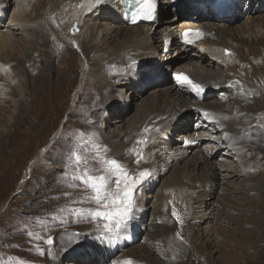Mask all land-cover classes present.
I'll use <instances>...</instances> for the list:
<instances>
[{
	"label": "rangeland",
	"instance_id": "rangeland-1",
	"mask_svg": "<svg viewBox=\"0 0 264 264\" xmlns=\"http://www.w3.org/2000/svg\"><path fill=\"white\" fill-rule=\"evenodd\" d=\"M232 1L235 7L234 14L219 20L216 16L215 22L221 28L227 27L234 35L244 38L245 43H250L254 48L259 46L264 42V28H260L264 26V0ZM57 3L58 0H51L45 8L44 2L41 5H36L38 8L37 19L42 17V13L39 16L42 10L47 14L49 9L56 6ZM186 3L192 5L187 1ZM8 5L9 3L5 4L3 17L0 18V22L2 21L0 35L9 30L8 21L17 6L13 3L9 8H6ZM170 5L172 7L164 15L162 29L160 28L166 34L158 33L159 30H157L158 34L153 35V39L148 42V53L152 52L149 55L150 59L142 62L146 63L152 60L159 63L152 64L150 67L152 69L145 73H143L145 70L139 71L137 79H129V84L137 80L132 86L125 85L126 83L122 85L121 81L117 80L118 77L113 76L114 73L99 70L97 67H102L101 63L98 64L101 62L98 61L99 57L107 56V50H110L109 52L115 50L117 48L115 47L116 41L128 40L127 38L131 37L136 30L129 29L127 33L126 30L139 24L130 26L124 21L123 24L118 25L108 17H101L99 19L101 26L97 28L95 35H91L90 31V35L85 34L78 37L84 33L86 28L76 26L78 34L75 35L77 37L75 39L71 36V31L68 30L73 24L70 26L68 24L69 21L75 22L77 18L65 13L64 9L58 8L52 17L57 18L59 15L57 19L65 18L61 24V28H64L65 32L60 33L53 27H51L53 32L46 30L49 42V44L46 43L47 46H44L42 39H33L30 35L31 30L29 34L18 30L15 35L17 45L0 51V84L6 87L0 93V179L3 173L7 176L8 182L11 179L9 188L5 187L6 184L0 187V264H17V258L25 264H47L49 259V264H53L55 258L59 264H97V262L98 264H111L114 262V258H117L118 245L116 244L108 247L110 256L106 254L105 260L102 258V254H99L101 248L93 252V249H89V245L82 247L76 245L67 251L66 255L62 253L68 246L76 244L80 239L81 235H78L77 232L95 227L102 229L103 225L99 223L100 220L77 219L68 211L71 208L93 206L89 203H73L85 193L78 192L80 189L74 190L66 187L63 175L68 171L65 160L70 150L77 143L84 144L89 140L95 144L106 146L109 149L106 155L121 161L127 167L130 166L129 169L133 171H136L135 168L137 171L148 169L152 173L136 193V206L132 218L128 221L135 228L133 243L136 244L125 251V257L149 251L148 254H153L156 264H208L210 257L215 260L213 262L215 264H264V142L243 150L240 153L242 158L238 159L237 154H233L230 147H220L219 142L208 139L210 135L218 137V135L224 136V133L222 131L213 133L208 130L207 126L201 127L202 124H206V117L202 119V111L193 110L196 103L194 97L189 94L186 96L187 104L174 102L172 105V111L175 112L173 113L174 119H177L176 125H169V123L164 125L165 122L161 123L162 119H160V123L158 121L150 123L151 129L158 127L156 128L158 131L154 130L153 140L155 142L157 139L154 155L159 157L158 160L161 159L160 162L152 156V152L149 150L150 157H146L147 161L143 164L142 161L140 164H136L132 154L126 151V142L122 136L133 130L137 115L142 111L146 113L148 105L152 102L156 103L162 90L168 89L174 84L172 73L177 70H185L189 75L190 73L193 75L196 70L193 64H190L193 58L178 59L180 53L177 52L176 46H171L167 52L162 51L164 35H169L174 31L179 33V22L184 20L175 18V13L182 15V12L178 10L179 7H176L179 5L178 2ZM70 6L68 8H71ZM30 7L28 4L26 14L27 18L32 21ZM195 8L198 9L196 12L203 17L200 20H205L207 14L211 13L209 8L210 10H207V14L204 16L201 12L203 7L196 5ZM56 13L58 15H55ZM184 15H190V13ZM68 16L70 17L68 18ZM41 20V25H45V21ZM31 25L33 29L36 27L35 23ZM107 26L115 28L119 26L124 29V32H121V35H115L118 29L111 28L109 35H106L107 40H104L102 32ZM129 33L131 35H126ZM97 44L99 45L98 50L96 53H88L91 60H87L88 56L84 54L87 52L85 48L92 45L95 47ZM50 46L55 48L58 54L53 58L55 61L54 82L60 76L62 89L67 90L68 93L65 99L66 112L60 117L44 119L45 124L39 127L42 122L39 121L41 118L38 119L37 116L32 115V108L28 107V111L24 114L31 115L29 120L34 126L28 129L30 126L27 123L23 127L20 126L18 130L17 125L21 120V115L17 116V102L19 99L23 100L29 96L27 105H30L29 101H32L36 94V92L33 93L34 96H31L32 99L30 98V87L40 82L32 75L37 73L35 64L43 66L41 67V71H43H40L44 76L42 79L46 78L50 85L53 82L51 80L53 75L49 69L47 71L44 55V50L49 49ZM30 49L36 54L39 53L40 56L37 55L38 61L33 66L24 65L23 73L20 67L27 58ZM225 50L224 56H228ZM207 56L211 57L209 54ZM259 60L257 59V62ZM229 62L233 63V60ZM262 64L259 63L255 67H260ZM95 70L98 75L93 72ZM195 72L200 75L199 70ZM257 72L260 74H256L255 82L258 81L256 84L259 83L262 91L260 94L263 93L260 95V99L263 97L264 100V74L260 70ZM91 74H94L95 78L88 76ZM200 76L203 78L202 75ZM84 77L86 78L83 84ZM240 81L243 82L240 84L243 86L244 94L242 95L240 92L239 95L243 100L249 99L254 94V89L247 90L245 88L244 77H241ZM21 85L23 92L18 90V86ZM219 94L222 96V92ZM173 97L176 95L173 94ZM233 97L234 95H231V100L225 102V110L228 113L231 112L230 107L234 106ZM204 98L200 102L206 104L205 111H224L220 106L224 102L217 95L210 94ZM253 104L255 111H251V116L255 117L258 104L264 106V101ZM242 108H245L249 115L251 114L248 105L243 104ZM262 115L264 117V111ZM207 125H209L208 122ZM210 125L215 127L213 124ZM256 125V129L253 130L264 134V122H260V124L257 122ZM96 126L101 128L102 136L94 131ZM15 129L19 132L15 133ZM230 132L233 135L236 133L234 130ZM117 134L120 135L119 140L114 142L111 138ZM7 135L9 138L3 142V137ZM141 140H145L146 143L143 144L147 146L153 142L149 134L142 135ZM236 140L239 138H235V142ZM190 141L191 143H189ZM171 153L177 154L179 158L171 160ZM151 159H155V161L150 162ZM89 164L93 168H99V164L92 160H89ZM174 178L178 180L177 185L173 184ZM66 192H71V195L65 196ZM173 208L180 220L183 221L182 224L178 223L176 217L172 215ZM61 209H65V211L61 212ZM62 221L64 222L62 223ZM190 226L197 227L201 234L203 240L201 250L204 251L203 254L201 253V257L199 258L198 254H196L197 259L191 256L193 250L195 253H200V251L194 249L196 235L191 234L190 231L185 233L187 239L183 238L178 242L172 253L173 259L170 254L163 255L164 241L168 239L177 241L176 233L179 232L182 235ZM216 226L232 228L235 232L241 231L244 235V249L240 251L239 247H236L239 240L238 235H235L234 241L231 242V236H220L215 232L214 242L209 243V236L206 233L210 229L211 232H214ZM29 231L34 235L39 234L42 239L36 240L30 237L27 234ZM225 231L227 232V229ZM85 233H92V231L87 230ZM189 234L191 235L189 236ZM48 238L53 239L51 245L46 242ZM182 240L189 242L190 245ZM37 246L43 250V255L37 250ZM222 250L225 251L221 253ZM87 252L93 254V262L87 260Z\"/></svg>",
	"mask_w": 264,
	"mask_h": 264
},
{
	"label": "bare ground",
	"instance_id": "bare-ground-1",
	"mask_svg": "<svg viewBox=\"0 0 264 264\" xmlns=\"http://www.w3.org/2000/svg\"><path fill=\"white\" fill-rule=\"evenodd\" d=\"M0 1H1V3H0V18L3 17L2 13L4 12L3 8L5 7V4L9 3V5L6 6V8H9L11 6V4H13V3H15L17 5L13 11L11 17H10V21H8L9 24L7 27L9 28V30L3 32L0 35V51L5 50L6 48H8L10 46H13V45L16 46L17 45L15 35L17 34L18 30L23 31V32H28V34L32 31V33H30V35H32V38L36 39V40L42 39V43L44 44V46H47V44H49V42H48V38L46 37V30L51 31V32L56 30V31H59L60 33L65 32L63 30L64 28L63 29L61 28L62 27L61 24L63 23L65 18L63 19L62 17L61 18L59 17V19H57L59 16L57 13L55 14V15H58L57 18L52 17V15H54L55 11L57 12L58 8L61 10L64 9L65 13L67 12L70 16L74 15L73 17H75V19L77 18L75 20V22L69 21V24H68L69 26L73 24L72 26H77V27L79 26L80 28H83V29L86 28V30H84V33L80 34L78 37L85 35V34H89L90 31H91V35H95V33L97 32V28L99 26H101V22H99V19L101 17H104V18L108 17V19L115 21V23L118 25L123 24L124 20H125V12L123 10L122 0H100L99 3H97L96 0H58V3L56 4V6H54V7L50 6L51 8L49 9V13L45 14V12H43V10H42L40 12V15H39V16H41V13H42V17L41 18L39 17V19H37V17H36V14H38V8H36V5H41V3L44 2L45 3L44 8H45L46 6H48L50 4L51 0H0ZM157 1L159 3V9L157 11V15H156L155 19L148 25L139 24V25H136L133 27H129L126 30V33L129 31V29L130 30L135 29L136 32L134 34H132L131 37L127 38L128 40H126V41H123V40L116 41L115 47H117V48L115 50H113L112 52H109L110 50H107V54H108L107 56L99 57L98 61H101V62H99L98 64L100 65V63H101L102 67L99 66L97 68L99 70H102V71H111L112 73H114L113 76L115 78L118 77L117 80H120L122 85H124L125 83H126L125 85H128V86H132L133 84H135V82L137 80L135 82H133L132 84H129V79H131V80L137 79L139 76V74H138L139 71L145 70L143 72V73H145V72L149 71L150 69H152V68H150L152 64H158L159 63L157 61H152V60H149L146 63H142V62L147 61V59H150L149 55H151L152 52L150 51V53H148V51H149L148 42H150V40L153 39V35H156V34L161 33V32H162V34H166L165 31L163 32V30H161L162 29L161 26L163 25V21H164L163 20L164 15L169 11V8L172 7L170 4L178 2L179 5H176V7H179L178 10L180 12H182V15H178L177 13H175L174 14L175 18H183L184 19V20L179 22L178 28L180 30H182L183 28H186V27H196L198 25H201L202 27L205 28L206 35H205L204 40H202L197 45V47L196 46L185 47L180 42L179 33L174 31V33L172 32L169 35H164V38L165 37H167V38L165 40H164V38L162 39V45H163L162 51L167 52V50H169V48L171 46H176L177 52L180 53L178 55V57H179L178 59H189V58L192 59L193 58V60H192V62H190V64H193V66L196 68V70H194L193 75L190 73V70H188V71L190 73V76H192L203 87H205L206 94H205V96L200 97V95H196L193 91H191L190 88L182 87L180 84H178L176 82H174V84L171 85L168 89L162 90L161 96L157 99L156 103H153V102L150 103L148 105V110L146 113L144 111H142L140 114L137 115V118H136L137 120H136L135 124L133 125V130L126 133L127 136L126 135L122 136L124 138V141L126 142V151L132 154V152H130L129 150L135 148L137 151L141 152L144 156V160L142 161V164L147 161L146 157H150L149 150H151L152 156L156 160H158L159 157L154 155L155 150L157 148V146H156L157 139L155 140V142L153 140L154 130L158 127H156L155 129H151L150 123L153 121H158L160 123V119H162L161 123L165 122L164 125L168 124V123H169V125H176L177 119L176 118L174 119L173 113H175V112L172 111V105L174 102H176L178 104H182L184 102V104H187L188 102H186V96L191 94L194 97L195 103H196L193 110L197 109V112L202 111V114H203L202 119L204 117H206V119H205L206 124L205 125L202 124L201 127L207 126L208 130H210V132H213V133H217L219 131H222L224 133V136L218 135V137L216 135H210L208 137V139H212V141L216 140L217 142H219L220 147H226V148L230 147L232 149V153L237 154L236 156L238 157V159L242 158L240 156V153L243 150L249 149L251 147H255L254 145L264 142V134L260 131L253 130V129H256V126H257L256 123L257 122L259 124H260V122L261 123L264 122V117L262 115V113L264 111V106H259V104H258V107L256 108L257 116H255V117L251 116L252 115L251 111L252 112L255 111L254 110L255 105L253 103H255V102L263 103V101H264L262 99L263 97L260 99V95H262L263 93L260 94L262 91H261V88L259 87V83L256 84V82H258V81L255 82L256 74L257 75L260 74V72H257L258 70H260L261 73L264 74V67H262V65L264 64V42L255 48L253 46H251L250 43L249 44L245 43L244 38L236 36V34L234 35V33H232L231 30H229L227 27L221 28L219 25H217V23L215 22L217 20L216 16H214V14L212 12L207 14L208 16H206L205 20H200L203 17H201V15L198 12H196L198 10L197 8H195L196 5H189L186 3V1L185 2L183 0H157ZM230 1H232V0H230ZM28 4L31 6L30 7V14H32V17H31L32 21H31V19L29 20L27 18V14H26ZM66 6H67V8H66ZM69 6L71 8H68ZM61 10H59V11H61ZM208 10H210V9H208ZM183 12H184V14L190 13V15H184ZM201 12H203V11H201ZM44 16H46V17H44ZM70 16H68V18ZM41 19H43L45 21L44 22L45 25L42 24L43 26L41 25V22H42ZM260 21H262V20H260ZM32 23L36 24V27L34 29L32 28V25H31ZM1 24H2V21L0 22V27H1ZM51 27H53L54 30L51 29ZM71 27H70V29L68 28L69 31H71ZM111 28L114 29L115 27L114 26H112V27L107 26L104 28V32H102L103 33L102 38L104 40H107L106 35H109V31ZM260 28H264V26H261ZM115 29H118V32L115 35H121L122 34L121 32H124V29L120 28L119 26ZM157 30H159L158 33H157ZM51 32H50V34H51ZM70 34H72L71 36L75 37V35H77L78 32H75V33L70 32ZM126 35H131V34L129 33ZM75 39H77V37H75ZM66 47H68V46H66ZM36 48H38V47L36 46ZM98 48H99L98 44L95 47L93 45L88 46L85 48V51H87V52H85L84 54L86 56H88V53H91V52L96 53ZM226 48L230 50L232 55L224 56L223 52ZM80 49H82V48H80ZM62 50H63V48H62ZM146 51H147V53H146ZM207 54H209L211 57L209 58L207 56ZM37 55H39V53L36 54V52L35 51L33 52V50H31V49L28 51V56L23 61L24 63H22L21 67H20V68H22L23 73L25 71V69H23L24 65L27 64V67H28V65L33 66L38 61ZM44 55L46 58L45 64L47 63V67H46L47 71L49 69L53 75L55 73L54 72L55 61L53 58H54V56L58 55L57 50L55 48H51V46H50L49 49L44 50ZM257 59H260V60L257 62ZM87 60H91L89 58V56H88ZM231 60H233V63L229 62ZM133 61H135L134 64H133ZM140 63H142L141 66H139ZM259 63H263V64L260 65V67H255V65H257ZM35 65L37 66L36 67L37 73L36 74L33 73L32 75L34 76V78L38 79V81H40V82L39 83L37 82V84L35 83V86L32 85L30 87L32 89V90L30 89V91H31L30 98L33 95V93L36 92V94H34L35 96L33 95L34 98L33 99L31 98L32 101H29V102H31L32 106H31V104L27 105V101L29 100L28 95H27L28 97H25L23 100L19 99V101L17 102V106H16V108L18 110L17 116L21 115V120L17 125L18 130L20 129V126L23 127L27 123H28L27 125L30 126V127H28V129H31L34 126V124L31 123V120H29L31 115L24 114L25 112L28 111V109L30 107L32 108V110H31L32 115L37 116L38 119L41 118V120H39V121H42V122L39 125V127L42 126L43 124H45L44 119H50L53 117H60L61 114H64L66 112V108H65L66 100L65 99L67 98L68 93H67V90L62 89V85H61L62 78L60 76H58V78H56V80L54 82V79H53L54 75H53L52 79H51V80H53V82L50 85V84H48V80L46 78L42 79V77H44L42 75V73H40L41 67H43L42 64H40V65L35 64ZM86 65L89 67V65L87 63H86ZM91 67H92V65H91ZM93 68H94V65H93ZM197 70H199V72H200L199 74L202 75L203 78L200 75H198L197 72H195ZM93 72L94 73L96 72V74H97V70H95ZM66 73H68V72L66 71ZM204 73H207V75H204ZM72 75H73V73H72ZM66 76H67V74H66ZM88 76H92L95 78L94 74H91ZM99 76H98V78L102 79ZM241 77H244V81L246 82L245 88H247V90L248 89H254V94H252V97H250L249 99L245 98L244 99L245 101L239 95L240 94V91H239L240 85L236 84L237 81H239L240 83L242 82V81H240ZM245 77H246V80H245ZM28 78H29V76H28ZM85 78L86 77H84V79H83V84L85 82ZM36 79H34V80H36ZM100 81L102 82V80H100ZM22 85H24V83H22ZM22 85L18 86V90L23 92V90H21L23 88ZM3 89L5 90L6 87L2 86L0 84V93H1V90H3ZM219 92H222V96L219 94ZM249 92H250V90H249ZM172 93L175 94L176 97H173ZM209 93L211 95H214V96L217 95L221 100H223L224 103L220 105L224 109L223 112H221V111L207 112L204 110L207 108V106H206V104H203V102H200V100L202 101V99L204 97L210 96ZM19 94L21 95V93H19ZM231 95L232 96L234 95V97H233L234 106L230 107L231 112L228 113L225 110L226 109L225 108V106H226L225 102L226 101L228 102L229 100H231L230 99ZM74 98H76V97H74ZM243 104L248 105V109L250 110V113H251L250 115L248 114V111L245 108H242ZM35 116H32V117H35ZM224 117H228V119H224ZM207 122L209 125H207ZM210 124L215 125V127H211ZM145 128L149 129V131L147 133L144 131ZM17 129L14 130L15 133L19 132V131H17ZM231 130H234L236 133L234 135L231 134V132H230ZM94 131L102 136V134H101L102 130H101V128H99V126H96L94 128ZM155 131H158V129H156ZM146 134L150 135L151 139L153 140L152 144L150 146H147L146 144H137V141L141 140V136L146 135ZM119 136L120 135L117 134L114 137H112L111 140H114V142L118 141ZM226 136H227V138H225ZM7 138H9V135L3 137L2 141L3 142L6 141ZM235 138L236 139L239 138V140H236V142H235ZM132 158L136 159L133 154H132ZM177 158H179L177 156V154L171 153V156H170L171 160H176ZM155 159L154 160L151 159L149 161L152 162V161H155ZM202 160H205V158H202ZM160 161H161V159L158 160V162H160ZM14 162H16V161H14ZM65 162L67 163V158H66ZM128 167L130 168V166H128ZM135 169L137 171V168H135ZM2 175H1L2 178L0 179V187H3V185L6 184L5 187L9 188L11 179L8 182L6 180L7 176L5 175V173H3ZM172 181H173V184H176V185L178 184V180H176V178H174ZM78 192L83 193L82 190H78ZM92 207H95V205H93ZM96 223H98V222H96ZM99 223L103 224L104 222L102 220H100ZM226 229H227V232L225 231ZM87 230H91L92 233H85ZM87 230H84V231L80 230L79 232H77L78 235H81V237H80L81 240L79 239L76 244L68 246L67 249L62 251V253L65 254L67 251L71 250L76 245H79L80 247H82L84 245H89V247H90L89 249H91V250L93 249V252H95L98 248H101L100 249L101 252L99 251V254H102L101 256L104 259L106 254L108 256H110L109 255L110 251H109L108 247H110V245H112V244L113 245L116 244V245H118L117 254H116L117 258H114V262H111V264H123V262L129 258L132 259L133 261H135L136 264H150V263L156 264L155 259L153 257V254H148L149 251H144L141 254H132L128 258L125 257L126 256L124 254L125 251H128L129 247L131 248L134 246V244H136V243H133V241H135L134 240L135 228L132 227L129 224V222H127L126 227H122L120 229L119 234L116 236H113L112 234H109V233L103 231V228L100 229L98 227H95L92 229L89 228ZM189 231L191 232V234L196 235V239H195V242L193 244L194 249H198L200 251V253H197V252L195 253L193 250V254L191 256L193 258L197 259L196 254H198L199 258H200L201 253L202 254L204 253V251L201 250L203 240L201 239V236H200L201 234H199L198 228L194 227V226L193 227L192 226L187 227V231H185L182 235L180 234L177 241H174L173 239H168L167 241H164V248H163L162 254L163 255H169L170 254V256H172V259H173L172 253H173L175 247H177L178 242L181 240V238L182 239L186 238V234ZM215 232L217 233V235H220V236H222V235H226L229 237L231 236L232 237L231 242H232V240L234 241V236L238 235L239 240H238V243L236 244V247H239L240 251H242L244 249V247H245L243 245V236L244 235L241 231L235 232L234 229H232V228H228V227L224 228V227L216 226L214 232H211V229H210L206 233L209 236L208 237L209 243L214 242L213 236H214V234H216ZM191 234H189V236ZM66 238L69 239L68 236H66ZM182 242L189 244V242H187V241L182 240ZM120 244H121V246H120ZM168 249H169V251H168ZM225 250H222L221 253H223V251H225ZM238 253H240V252H238ZM86 256H87V260H90L89 262H93V257H94L93 254L91 255L90 252H87ZM81 258H82V256L80 257V259ZM203 260H204V258H203ZM147 262H149V263H147ZM213 262H215V260L210 257L208 264H215ZM49 263H50V259H49L47 264H49ZM41 264H43V263H41ZM53 264H59L57 262L56 258L54 259ZM97 264H98V262H97Z\"/></svg>",
	"mask_w": 264,
	"mask_h": 264
},
{
	"label": "snow or ice",
	"instance_id": "snow-or-ice-1",
	"mask_svg": "<svg viewBox=\"0 0 264 264\" xmlns=\"http://www.w3.org/2000/svg\"><path fill=\"white\" fill-rule=\"evenodd\" d=\"M96 2L99 3L100 0H96ZM127 5L130 11L126 14L129 15L132 23L154 19L155 0H127ZM202 36L203 34L199 30H187L183 33L185 43L189 44L194 43L195 39H200ZM225 51L228 55H232L229 50ZM134 63L135 61H133ZM175 78L178 84L190 88L196 95H201L204 92V87L194 82L186 74L177 73ZM236 84L240 85V92L243 95V86L239 81ZM224 119H228V117H224ZM144 131L147 133L149 129L145 128ZM143 143H146V141H137V144ZM108 151L109 149L106 146L95 144L90 140L84 144L77 143L67 156L66 167L68 171L63 175L66 187L74 190L80 189L85 193L78 200H74L73 203L95 205V207L89 208H71L68 210L69 214L77 219L102 220L104 222L102 225L103 231L116 236L119 234L120 229L126 227L127 222L132 218L136 206V193L139 191L140 186L151 177L152 173L148 169L133 171L121 161L108 157L106 155ZM129 151L135 156L136 164H140L144 160L143 154L135 148ZM89 160L99 164V168L90 166ZM97 172L100 174H96ZM64 195L70 196L71 192H66ZM60 211L63 212L65 209ZM172 215L176 217L178 223H183L175 208H173ZM27 234L36 240L42 239L39 234L34 235L31 231ZM176 235L179 237V232ZM46 242L51 245L53 239L48 238ZM37 250L41 255L44 254L39 246H37ZM17 264H25V262L17 258ZM123 264H136V262L129 258Z\"/></svg>",
	"mask_w": 264,
	"mask_h": 264
},
{
	"label": "water",
	"instance_id": "water-1",
	"mask_svg": "<svg viewBox=\"0 0 264 264\" xmlns=\"http://www.w3.org/2000/svg\"><path fill=\"white\" fill-rule=\"evenodd\" d=\"M71 31L75 32V31H77V29L75 27H72Z\"/></svg>",
	"mask_w": 264,
	"mask_h": 264
}]
</instances>
